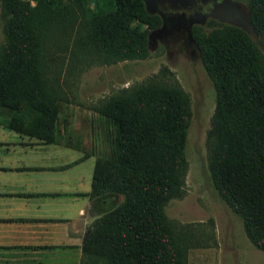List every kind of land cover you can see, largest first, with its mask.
I'll list each match as a JSON object with an SVG mask.
<instances>
[{"label": "trees", "instance_id": "trees-1", "mask_svg": "<svg viewBox=\"0 0 264 264\" xmlns=\"http://www.w3.org/2000/svg\"><path fill=\"white\" fill-rule=\"evenodd\" d=\"M87 1L1 0L0 123L50 139L59 102L67 100L55 46L72 47L73 68L148 55L160 15L143 0H93L96 9ZM244 1L253 31L264 33V0ZM206 22L209 29L194 24L191 35L217 94L207 135L211 179L264 251V56L244 29ZM95 109L110 124L111 146L95 156L92 194L121 199L86 229L80 264H187L189 237L165 208L184 192L188 94L177 81H152L118 89Z\"/></svg>", "mask_w": 264, "mask_h": 264}, {"label": "rangeland", "instance_id": "rangeland-1", "mask_svg": "<svg viewBox=\"0 0 264 264\" xmlns=\"http://www.w3.org/2000/svg\"><path fill=\"white\" fill-rule=\"evenodd\" d=\"M232 1L238 4L239 13L234 12L235 16L229 21L215 19L244 29L264 56V33L254 32L246 21L241 20V12L246 18L245 1ZM87 5L97 8L93 0H88ZM6 21L0 0V46L6 41ZM206 21L199 24L209 29L211 26ZM58 25L59 19H56L48 34L54 36ZM184 31L156 30L150 36L149 53L144 58L114 63L93 61L75 68L71 66L72 47L65 50L61 46L51 48L56 55L62 56L54 63L57 81L67 99L59 102V109L65 110L61 119H66V123L71 120L79 142L95 157L101 152H109L111 146L110 124L108 126L103 115L95 109L100 100L135 84L177 81L190 99L191 115L185 146L188 167L183 194L170 199L165 209L181 233L189 237L187 264H264V251L252 244L242 218L221 198L212 182L207 135L217 94L197 45Z\"/></svg>", "mask_w": 264, "mask_h": 264}, {"label": "crops", "instance_id": "crops-1", "mask_svg": "<svg viewBox=\"0 0 264 264\" xmlns=\"http://www.w3.org/2000/svg\"><path fill=\"white\" fill-rule=\"evenodd\" d=\"M61 113L50 139L0 123V264H80L86 229L121 199L92 194L95 157Z\"/></svg>", "mask_w": 264, "mask_h": 264}, {"label": "water", "instance_id": "water-1", "mask_svg": "<svg viewBox=\"0 0 264 264\" xmlns=\"http://www.w3.org/2000/svg\"><path fill=\"white\" fill-rule=\"evenodd\" d=\"M145 8L149 13L158 14L162 19V25L153 30L166 28L168 25H188L195 20H191L189 16H195L198 23L205 22L208 17L218 18L221 21L230 20L226 16L227 11L233 10L238 12V4L232 0H143ZM242 21H246L247 25L252 29L248 14L246 11V18L244 12L240 13ZM193 21V22H192Z\"/></svg>", "mask_w": 264, "mask_h": 264}, {"label": "flooded vegetation", "instance_id": "flooded-vegetation-1", "mask_svg": "<svg viewBox=\"0 0 264 264\" xmlns=\"http://www.w3.org/2000/svg\"><path fill=\"white\" fill-rule=\"evenodd\" d=\"M234 12L235 11H233V10H229V11H227L226 16H228V17L231 18V17L235 16V13ZM188 18L191 19V20H195V22L192 21L193 23H191V25L190 24L188 25V23H186L185 26H182V25H179V26L178 25H173V26L168 25L164 29H165L166 32H170V33L176 32L179 29L185 30L184 32H186V35L188 36V38H190V40L193 41V43L195 44L194 39H193V37L191 35V27L194 24H199V23L196 21V18H195L194 15L193 16H189ZM208 18H210V17H208Z\"/></svg>", "mask_w": 264, "mask_h": 264}]
</instances>
